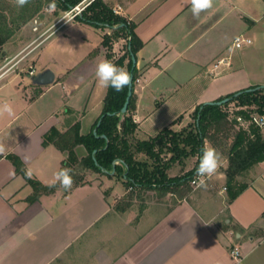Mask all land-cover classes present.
I'll return each mask as SVG.
<instances>
[{
  "label": "crops",
  "instance_id": "1",
  "mask_svg": "<svg viewBox=\"0 0 264 264\" xmlns=\"http://www.w3.org/2000/svg\"><path fill=\"white\" fill-rule=\"evenodd\" d=\"M102 1L133 22L143 42L137 52L132 111L137 138L155 137L165 127L181 131L200 104L264 85V79L233 55L237 36L243 34L253 43L252 33L264 35V0H215L199 19L191 14L190 0ZM65 18L56 20V29L76 17L63 22ZM80 23L90 33L87 39L93 50L86 54L89 65L78 77L61 73L63 88L66 84L71 89H50L53 85L20 89L17 81L26 69L18 68L21 61L6 72L0 70V102L11 103L16 111L13 118H0V143L6 146L0 154V264H264V159L243 170L242 187L234 181L233 188L240 190L233 198L224 170L227 159L221 155L222 167L207 181V188L195 187L190 196L170 207L159 202L140 203L139 208L135 203L127 205L121 197L123 186L106 173L110 178L104 182L77 183L68 190L57 184L31 199L33 186L9 156L17 155L26 168H32V177L47 185L69 152L45 143V134L52 127L66 131L76 122L87 134L104 107L108 89L98 85L95 68L101 60H109L103 38L110 27ZM49 34L40 38L31 34L11 57L27 47L24 61ZM11 46L6 45L7 52ZM221 58L225 61L218 64ZM30 63L34 73L27 76L32 81L38 71ZM226 71L242 79L228 88L216 85ZM11 86L14 89H5ZM167 108L172 112L169 116L156 118ZM82 147L86 148L75 147L77 154ZM198 159V153L185 158L180 175ZM234 246L243 254L241 261L232 256Z\"/></svg>",
  "mask_w": 264,
  "mask_h": 264
},
{
  "label": "trees",
  "instance_id": "2",
  "mask_svg": "<svg viewBox=\"0 0 264 264\" xmlns=\"http://www.w3.org/2000/svg\"><path fill=\"white\" fill-rule=\"evenodd\" d=\"M46 1L56 10H69L81 0ZM76 18L112 28L115 36L106 33L103 38V44L108 48L112 47L111 44L114 39L119 37L128 39L127 52L117 60V63L123 67L126 58H129L127 63L128 72L131 74L133 71L135 82L137 66L133 68L132 53L137 56V52L143 42L134 31V23L114 12L102 0L91 2L83 13L77 15ZM11 34L10 28L0 25V46L4 44ZM127 93L128 88L120 92L108 88L103 110L89 133H80V123L78 122L71 125L66 131H60L58 128L52 127L45 134V143L52 142L59 148L68 150L69 154L62 168L67 164L71 165L79 161L75 147L78 144H83L88 151V154L80 159L84 166L108 175L120 176L128 187H161L167 191H172L171 188L175 186L183 187L193 177L199 159L193 168L182 175L170 176L167 171V164L165 165L161 155L164 147L173 152L172 158L186 157L195 153H198L200 157L205 140L211 139L214 141L216 137V134L212 133L211 130L215 129L219 132L229 126L230 113L227 107H224L227 102L221 105L205 104L203 108H201L203 103L200 104L194 111L195 120L189 124L186 134L165 127L155 137L134 140L138 128V124L132 114L135 107L134 86L128 110L122 113L121 109ZM227 96H231V100H239L242 105L247 104L252 112L264 114V88L243 92L239 96H234V93H231L224 97ZM251 106H255L252 107L254 109ZM116 113H121L122 115L118 117ZM99 120L100 123L98 124ZM95 129L97 131L96 134L94 133ZM246 139V133L243 130H238L228 151L229 155L234 154L235 161L239 163L240 171L245 170L254 163L256 154L259 151L264 153V142H248L245 144ZM141 154H145L146 157L140 158ZM9 157L15 164L17 171L22 173L33 186L34 193L31 195V199L38 198L41 192L52 188L33 177L28 178L25 175L26 165L17 155L11 154ZM261 159H264V155L257 160ZM227 181L230 188V196L233 198L240 189L233 188L234 179L228 177ZM191 189L192 187H188V191Z\"/></svg>",
  "mask_w": 264,
  "mask_h": 264
},
{
  "label": "rangeland",
  "instance_id": "3",
  "mask_svg": "<svg viewBox=\"0 0 264 264\" xmlns=\"http://www.w3.org/2000/svg\"><path fill=\"white\" fill-rule=\"evenodd\" d=\"M66 12L59 13V9L57 12H55V8H53L46 0H30V3L25 5L23 8H17L15 6L14 0H0V25L3 27H8L12 31V34L8 37L4 44L0 46V70L6 72L14 66V63L21 61V65L18 66V68L26 67V69L23 70V74L19 76L20 79L17 81V83L22 84L20 89H49L50 85H53L50 89H71V87L66 84L63 88V84L60 82L61 73L65 71L64 76H66L69 71L70 74L76 75L78 77V75L87 69L89 65V57L86 54L93 50L92 41L87 39V35L90 33H88L89 31H87V29L82 26L80 23L82 20L79 21L78 18L73 19L69 24H62V26L56 29L55 22L57 19H61L65 16L66 18L63 20L64 22L67 18H69V16L66 15ZM21 17L22 19H20ZM105 30L109 31L110 34L115 36L112 28ZM50 32L51 34H49ZM45 33H48L49 35L31 50L33 53L24 61L23 51L27 47H25L15 57H11L16 48H21L23 44L30 40L31 34L33 36L38 35L40 38V35ZM251 36L253 38V43L248 46V49H246L247 45L243 47V50L242 48L241 50L237 48L236 53L234 52L233 54L235 56L234 59L237 61L240 60V62L245 61L249 65L248 69L250 73L255 75L257 78L264 79V35L256 37L252 33ZM113 41L114 42L111 44L112 47L107 48L109 50L108 58L109 61L116 64L118 67H121L117 63V60L127 52V39L125 37H119ZM7 44L12 45L8 52L6 51ZM17 44L21 45L18 46ZM241 53L243 54L241 55ZM128 61L129 58L127 57L125 60V65L123 66V68H125L127 71L129 70L127 64ZM30 62L35 64L36 70L38 72L46 69V66H48L47 68L52 69L56 74L57 83L52 82L42 86L32 83L30 78L27 76L28 72L31 70ZM18 68L16 67L10 74H8V77L6 76V78L8 79L13 74H15ZM241 79L242 78H237L231 73L227 74L226 71L224 75L218 78L216 85L222 86L223 88H228L237 80ZM1 82L2 81H0V83ZM5 89L14 88L11 86L5 87ZM231 99L226 104H224V107H227L230 113L229 126L225 128V130L219 132L215 129L211 130L212 133L216 134V137L214 141L211 139H206L205 144H210L222 156L226 157L227 160L225 162L224 170L227 173V177L237 180V185L242 186L241 181H243V178L241 177V173L243 170H239V163L235 161L234 154L229 155L228 151L230 150L235 134L238 130H243L244 133H246L247 139L245 144L248 142H264V127H259L249 121V115H251L252 111L250 108H245V105L247 106V104L242 105L239 100ZM252 107L255 106H251V108ZM170 113L172 112L169 108H167L166 110L157 112L156 118L160 116L165 118L169 116ZM239 115L244 117V123H241L237 120ZM194 120L195 115L192 113L191 123H193ZM188 128L189 127L186 126L181 130V132L186 134ZM137 139L140 138L134 137V140ZM167 149V147H164L161 154L163 162L165 165L167 164V171L173 172L175 176L180 175L182 170L180 168L181 165L185 164V158L191 156L192 154H189L186 157L172 158L173 152H170ZM87 154L88 151L86 148H80L77 154L79 161L71 165L67 164L64 167L70 168L72 170L71 175L73 176L74 180L73 184L93 182L98 180L104 182L105 180H108L107 178L112 176L111 178L115 182L123 186L124 194L121 197L122 199L127 200V205L135 203V207L139 208L140 203L147 205L148 203L159 202L164 205L163 207H170L171 205L178 203L180 199L190 196L196 187L195 184L191 182V180L183 187H172V191H167L161 187H128L125 184L123 178L120 176L110 175L109 177L107 176L108 174L105 175V173L84 166L80 162V159ZM263 155V151H259L258 154H256V160L251 165H254L260 161L257 159L263 157ZM144 157H146L145 154L140 155V158ZM188 187H192V189L188 191Z\"/></svg>",
  "mask_w": 264,
  "mask_h": 264
},
{
  "label": "clouds",
  "instance_id": "4",
  "mask_svg": "<svg viewBox=\"0 0 264 264\" xmlns=\"http://www.w3.org/2000/svg\"><path fill=\"white\" fill-rule=\"evenodd\" d=\"M215 0H190V11L194 18L199 19L201 13L207 12L213 8ZM17 8H23L30 3V0H14ZM95 76L98 85L102 88H112L116 92L123 91L125 88L131 87L132 76L123 67H118L116 64L105 59L101 60L95 68ZM3 76L0 75V79ZM16 115L14 106L9 102H0V118L9 117L13 118ZM120 117L121 113H116ZM6 151V146L0 143V154ZM25 162H28L30 157L25 155L23 157ZM222 167L221 154L210 144H205L201 150L199 163L196 168L197 179L193 181L195 186L199 188H207V181L218 174L219 169ZM70 168H60L52 174L51 179L47 182L48 187H55L59 184L63 189H71L74 180L71 175ZM25 175L28 178L33 176L31 167L25 169Z\"/></svg>",
  "mask_w": 264,
  "mask_h": 264
},
{
  "label": "built area",
  "instance_id": "5",
  "mask_svg": "<svg viewBox=\"0 0 264 264\" xmlns=\"http://www.w3.org/2000/svg\"><path fill=\"white\" fill-rule=\"evenodd\" d=\"M91 1L92 0H82L81 2H79L78 4H76L72 8H70V10L67 11L66 15H68L69 18H74L77 15L82 14V11L86 8V6L88 4L91 3ZM114 12H116V13L119 12V9L118 8L114 9ZM250 43H252V39L241 34L234 39L233 45L235 48L241 49L246 44H250ZM224 61H225V59L221 58L219 60L218 64L222 63ZM30 72L34 73V69L31 68ZM237 119H238V121H243L244 117L242 115H239L237 117ZM250 120L253 123H255L256 125H258L259 127H264V114H261L258 112H252L250 115ZM196 179H197V175H196V171H195L193 177L191 178V182L193 183V181ZM231 252H232L233 258L236 261H241L243 259V254L241 253L240 248L238 246H234Z\"/></svg>",
  "mask_w": 264,
  "mask_h": 264
},
{
  "label": "water",
  "instance_id": "6",
  "mask_svg": "<svg viewBox=\"0 0 264 264\" xmlns=\"http://www.w3.org/2000/svg\"><path fill=\"white\" fill-rule=\"evenodd\" d=\"M132 60H133V68H134L135 66H137V56L135 54H133V53H132ZM131 76H132V84H131V87L128 88V93H127V96H126V100H125L124 105H123V107L121 109L122 113H125L128 110V106H129L131 97L133 95V86H134V74H133V71L131 72ZM32 81L34 83H36V84H39V85L50 84V83L55 81V72L52 69H50V68H46L43 71H40L37 74L33 75L32 76ZM260 88H264V85H257V86L249 87V88H246V89H243V90H239V91L234 93V96H239L243 92L254 91V90H258ZM230 99H231V96H227V97H224V98L218 99V100L206 101V102L203 103L201 108H203V106L205 104H218V105H221V104H224V103L228 102ZM99 123H100V120H99L98 124ZM94 133L95 134L97 133L96 129L94 130ZM103 136H105V135H103Z\"/></svg>",
  "mask_w": 264,
  "mask_h": 264
}]
</instances>
